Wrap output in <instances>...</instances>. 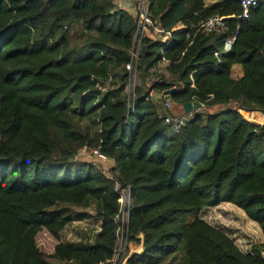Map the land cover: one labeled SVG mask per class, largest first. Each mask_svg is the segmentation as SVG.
Segmentation results:
<instances>
[{"label": "trees", "instance_id": "1", "mask_svg": "<svg viewBox=\"0 0 264 264\" xmlns=\"http://www.w3.org/2000/svg\"><path fill=\"white\" fill-rule=\"evenodd\" d=\"M147 1L170 35H143L132 95L133 7L0 0V264H112L120 229L141 247L125 248L120 264H264V124L240 111L264 114V0L246 17L239 0ZM214 14L228 29L202 31L198 21ZM173 85L181 113L184 101L202 102L176 133L163 122L171 107L149 95ZM82 148L105 154L107 173L72 160ZM223 202L263 240L242 250L202 217ZM73 207L97 220L78 241L63 237L88 216ZM42 230L57 240L50 254L37 245Z\"/></svg>", "mask_w": 264, "mask_h": 264}, {"label": "built area", "instance_id": "2", "mask_svg": "<svg viewBox=\"0 0 264 264\" xmlns=\"http://www.w3.org/2000/svg\"><path fill=\"white\" fill-rule=\"evenodd\" d=\"M120 4L122 6L126 7H133L136 11V21H135V31H134V38H133V46L131 49V59L126 64V67L131 71L133 70V74L130 77L127 85L126 90L128 93H131L133 95L134 87L137 83V78L135 74V66L136 61L139 57V51H140V43L142 40L143 35L145 34H152V33H161V39L166 40L168 36L170 35V30H165L161 26H159L156 21L151 17L149 12V3L147 0H119ZM258 0H239L240 6H241V13L239 14L240 17H246L248 16L249 9L257 3ZM224 15H218L214 14L207 18L201 19L198 21V27L204 31H220V30H227L228 25L224 19ZM183 26L182 24H177L173 27L179 28ZM238 32V26L234 32H231L225 39L223 44V50H229L231 48L232 43L235 40L236 34ZM215 55L219 54V51L214 52ZM162 60H165L164 57H162ZM139 82V81H138ZM193 85V83H192ZM176 86V85H173ZM149 95L153 96L155 98H159L162 100L163 105L167 108L170 107V96H166L165 89L162 91H155L153 88H150ZM196 100V99H192ZM197 101V100H196ZM200 102V101H199ZM202 106V102H200L199 107H193L188 113L184 111V113H168L165 116H163V122L164 124L168 125L173 132H178L179 129L184 126L188 121H190L198 108ZM241 114L244 116V118L249 122H255L259 124H264V114L260 113V111L254 110V111H246L241 109ZM244 111H246V114H244ZM262 114L263 115V121L256 122L253 120L254 115L256 114ZM91 154L96 156L99 160H107V157L105 154L100 152L97 148H92L89 150ZM127 196V205L129 203V190L122 189L120 193L119 202L122 196ZM121 204V203H120ZM127 207V206H126ZM121 220L127 219V211H126V217L122 218L120 214ZM116 251L113 255L112 264H120L124 261V251L127 246V239L125 235L123 234L122 230L120 229L117 234L116 239ZM124 244V247H123ZM264 255V252H263Z\"/></svg>", "mask_w": 264, "mask_h": 264}, {"label": "rangeland", "instance_id": "3", "mask_svg": "<svg viewBox=\"0 0 264 264\" xmlns=\"http://www.w3.org/2000/svg\"><path fill=\"white\" fill-rule=\"evenodd\" d=\"M242 73L241 67L239 65H234L233 75L239 76ZM137 78V77H136ZM139 80L137 79V82ZM177 102H170V107L173 110H177ZM175 113H181V111H175ZM246 114V111H244ZM253 120L256 122L263 121V115L258 113L254 115ZM72 160L86 161L90 162L105 173L109 168L107 160H99L96 156L90 153L89 149L82 148L79 150L72 158ZM121 203V217H126V206H127V196L124 195L120 199ZM73 211H82L85 212L88 216L87 218L74 220L73 223L67 226L64 230V239L78 241L80 236H82L90 227L97 226V220L92 217L94 210L92 208H79L73 207ZM211 224L217 225L231 235L235 243L242 249L247 250L249 245L261 241L263 239L260 227L257 223L250 220L246 214L240 208L235 205L227 202L220 203L217 206L208 207L204 209L201 213ZM36 242L39 248L45 253L50 254L53 251L54 245L57 243V240L52 237L46 230H42L37 234ZM124 247V244H123ZM139 246L134 241L127 242L126 250L128 252L139 250Z\"/></svg>", "mask_w": 264, "mask_h": 264}, {"label": "water", "instance_id": "4", "mask_svg": "<svg viewBox=\"0 0 264 264\" xmlns=\"http://www.w3.org/2000/svg\"><path fill=\"white\" fill-rule=\"evenodd\" d=\"M177 87L176 86H172L168 89H166V96H170V94L176 90ZM200 106V102L196 101V100H186L183 102V108L184 111H186V113H188V111H190L193 107H199Z\"/></svg>", "mask_w": 264, "mask_h": 264}, {"label": "crops", "instance_id": "5", "mask_svg": "<svg viewBox=\"0 0 264 264\" xmlns=\"http://www.w3.org/2000/svg\"><path fill=\"white\" fill-rule=\"evenodd\" d=\"M172 103H173V101H171ZM179 105V104H178ZM175 111H180V106L178 107V109L176 110L175 109ZM175 111H174V113H175ZM109 165H111L112 163H111V161L110 160H108V162H107ZM260 240H263L262 238H260ZM140 249L139 250H137V251H140L141 250V247H139Z\"/></svg>", "mask_w": 264, "mask_h": 264}]
</instances>
